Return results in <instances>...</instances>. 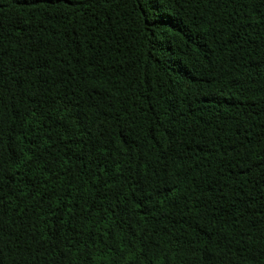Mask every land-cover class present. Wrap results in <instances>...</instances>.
Segmentation results:
<instances>
[{
    "label": "trees",
    "instance_id": "obj_1",
    "mask_svg": "<svg viewBox=\"0 0 264 264\" xmlns=\"http://www.w3.org/2000/svg\"><path fill=\"white\" fill-rule=\"evenodd\" d=\"M0 264H264V0H0Z\"/></svg>",
    "mask_w": 264,
    "mask_h": 264
}]
</instances>
